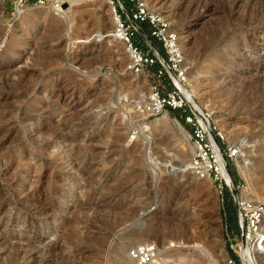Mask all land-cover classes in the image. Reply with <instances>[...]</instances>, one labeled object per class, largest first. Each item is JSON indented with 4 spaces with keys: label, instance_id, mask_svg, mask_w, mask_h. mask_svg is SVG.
<instances>
[{
    "label": "rangeland",
    "instance_id": "obj_1",
    "mask_svg": "<svg viewBox=\"0 0 264 264\" xmlns=\"http://www.w3.org/2000/svg\"><path fill=\"white\" fill-rule=\"evenodd\" d=\"M141 1L178 37L183 84L235 195L264 200V0ZM27 9L13 16L0 0V264H109L151 218L140 240L159 245L160 264H225L227 232L240 236L222 174H195L183 112L142 110L160 63L127 70L106 0ZM146 25L135 40L164 60Z\"/></svg>",
    "mask_w": 264,
    "mask_h": 264
},
{
    "label": "built area",
    "instance_id": "obj_2",
    "mask_svg": "<svg viewBox=\"0 0 264 264\" xmlns=\"http://www.w3.org/2000/svg\"><path fill=\"white\" fill-rule=\"evenodd\" d=\"M11 14L18 16L27 7H48L53 12L65 10L72 0H10ZM92 1V0H85ZM106 0L108 8L114 21L112 37L121 42L128 55L127 70L134 74H141L145 69L152 67L157 62L161 67L154 70L150 75L153 79L149 86L146 102L142 105V110L148 116H157L163 111L183 112L185 122L191 126V139L196 147L197 154L193 158L195 174L199 178L214 176L215 180L220 176L219 167L214 159L212 145L206 131L199 124L195 114L182 91L178 88L174 79L184 83L186 70L183 67V54L178 46V37L169 31L168 24L153 15L141 0ZM147 24L148 35L144 34L149 43L150 39H155L162 45L165 52V61L155 54L145 53L141 45L135 40L136 32L141 25ZM168 76L172 81L173 87L163 91L164 86L158 82L163 76ZM190 112V115L187 114ZM131 141L136 139L135 134L129 138ZM217 189L219 194H223L224 186L227 182L224 178L218 177ZM231 194V193H230ZM234 203L237 225L239 229V239L236 240L235 233L227 232V241L231 255L226 259L225 264H260L259 255L264 252V200L249 201L232 195ZM161 251L155 241L141 242L131 247L126 257L117 264H158ZM210 264H219L212 261Z\"/></svg>",
    "mask_w": 264,
    "mask_h": 264
},
{
    "label": "bare ground",
    "instance_id": "obj_3",
    "mask_svg": "<svg viewBox=\"0 0 264 264\" xmlns=\"http://www.w3.org/2000/svg\"><path fill=\"white\" fill-rule=\"evenodd\" d=\"M99 2H101L102 0H97ZM72 3H80V2H87L85 0H72L71 1ZM28 11V12H27ZM25 12L29 13L30 12V9H25L23 10L22 12H20L19 14H22ZM196 21H201V17L198 16L197 20ZM202 23V22H201ZM261 36V35H260ZM113 39L115 41H118L116 40L114 37ZM177 83L176 85L178 86V88L183 92V94L187 97V99L189 100L194 112L197 114L196 116L199 117L200 121H201V125L204 126L203 128L206 129L207 131V136L212 144V148H213V151L215 152L216 156H217V160H218V163H219V168H220V172L223 176V178L225 179V181L227 182V184L230 186L231 185V179H230V175H229V170L227 168V165H226V162L225 160L223 159L222 157V154L220 152V150L218 149L217 147V144L216 142L214 141V139L212 138V135L209 131V126L205 120V117L203 116V113L202 111L200 110V108L193 102L192 100V96L191 94L188 92V90L186 89L185 85L183 83H180L177 79L175 80ZM147 130V127L144 126L141 128V132L142 134H144V132ZM146 135V134H145ZM150 166H156V164H152ZM154 171H156L157 169L154 167L153 168ZM156 173V172H155ZM152 220L153 218L149 219L146 223L144 224H141L140 228L144 227L145 228V234H148L150 229H151V224H152ZM144 233H141V232H134L133 234H130L127 238V243L126 244H122L121 246H119L118 248H116L112 254H111V257H110V260H109V264H117L118 261H121L123 260L125 257H126V254H127V250L128 248H131L133 247L134 245L138 244V243H141V237H144L145 236ZM126 245L128 246V248L125 249ZM161 254H160V258L158 260V264H160L162 262L161 260Z\"/></svg>",
    "mask_w": 264,
    "mask_h": 264
},
{
    "label": "trees",
    "instance_id": "obj_4",
    "mask_svg": "<svg viewBox=\"0 0 264 264\" xmlns=\"http://www.w3.org/2000/svg\"><path fill=\"white\" fill-rule=\"evenodd\" d=\"M145 28H146V26H145ZM159 50V49H158ZM160 51V50H159ZM156 65V64H155ZM158 65V64H157ZM156 69V68H155ZM177 111H172V113H173V115H176L175 113H176ZM185 115H190V112L189 111H187V114H185ZM177 116V115H176ZM181 122H182V124L183 125H187V123L185 122V120H184V117H181ZM217 140H219V138H217ZM226 158H228V157H226ZM229 165H230V163H229ZM229 171H230V175H231V177H232V179L235 181V179H236V172H235V170H234V168L232 167V165H230V167H229ZM224 194L225 193H228V195H229V198H230V200L232 201V196H231V194H230V191H229V189L226 187V186H224Z\"/></svg>",
    "mask_w": 264,
    "mask_h": 264
},
{
    "label": "water",
    "instance_id": "obj_5",
    "mask_svg": "<svg viewBox=\"0 0 264 264\" xmlns=\"http://www.w3.org/2000/svg\"><path fill=\"white\" fill-rule=\"evenodd\" d=\"M190 105V104H189ZM229 175H230V173H229ZM230 179H231V185L229 186L228 184H227V188L229 189V191H230V193L232 194V195H235L236 193H235V188H234V185H233V181H232V177H231V175H230Z\"/></svg>",
    "mask_w": 264,
    "mask_h": 264
}]
</instances>
